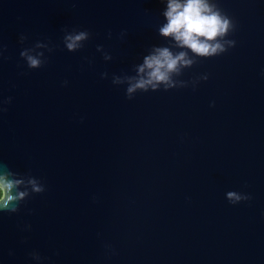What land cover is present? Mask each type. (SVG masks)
Instances as JSON below:
<instances>
[{"label":"water","instance_id":"obj_1","mask_svg":"<svg viewBox=\"0 0 264 264\" xmlns=\"http://www.w3.org/2000/svg\"><path fill=\"white\" fill-rule=\"evenodd\" d=\"M218 3L235 46L180 77L208 79L128 100L110 78L163 43L159 0H0V163L46 185L0 214V264H264V0ZM62 28L91 37L67 52ZM38 40L53 51L30 70Z\"/></svg>","mask_w":264,"mask_h":264},{"label":"clouds","instance_id":"obj_2","mask_svg":"<svg viewBox=\"0 0 264 264\" xmlns=\"http://www.w3.org/2000/svg\"><path fill=\"white\" fill-rule=\"evenodd\" d=\"M161 9L160 23L156 34L163 43L150 45L141 55L139 62L131 66L128 73L112 74L110 82L124 88L125 98L131 100L137 93L168 91L170 89L191 86L195 90L201 81L208 79L203 73L193 79L180 77L184 70L192 68L200 60L220 56L236 44L228 38L236 30L235 19L220 7L218 0H159ZM61 43L67 52L81 50L91 37L87 29L62 28ZM111 38L112 33L109 32ZM125 35L122 30L119 36ZM27 37L21 34L18 42L23 45ZM53 51L48 41H36L31 46L22 47L19 57L30 69H39L47 63ZM96 52L107 62L112 59L102 45L96 46ZM4 48L0 46V57ZM87 59V58H85ZM91 61H89L90 63ZM101 79L108 78V73H100ZM67 81H62V86ZM11 101V97L0 99V112ZM213 106L212 103L209 105ZM46 191L41 178L31 172H17L6 164L0 163V214H15L26 201L34 195ZM224 198L231 205L251 199L250 194L229 190ZM95 199V197H93ZM22 231H29L30 225H24ZM110 249V246H107ZM111 250V249H110ZM11 255V252L9 253ZM33 264H45L46 257L33 250L28 253Z\"/></svg>","mask_w":264,"mask_h":264}]
</instances>
